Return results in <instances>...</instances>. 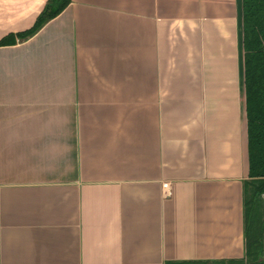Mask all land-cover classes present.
Wrapping results in <instances>:
<instances>
[{"label":"crops","instance_id":"1","mask_svg":"<svg viewBox=\"0 0 264 264\" xmlns=\"http://www.w3.org/2000/svg\"><path fill=\"white\" fill-rule=\"evenodd\" d=\"M47 2L0 0V39ZM242 3L72 0L0 47V264H264Z\"/></svg>","mask_w":264,"mask_h":264},{"label":"trees","instance_id":"2","mask_svg":"<svg viewBox=\"0 0 264 264\" xmlns=\"http://www.w3.org/2000/svg\"><path fill=\"white\" fill-rule=\"evenodd\" d=\"M72 0H48L34 25L0 39V47L12 46L34 35L58 17ZM244 85L247 99L249 181L244 195L246 247L257 241L256 213L264 208V0H242Z\"/></svg>","mask_w":264,"mask_h":264}]
</instances>
